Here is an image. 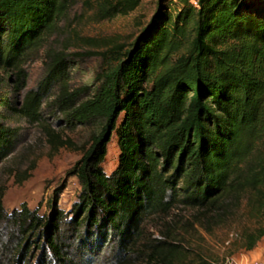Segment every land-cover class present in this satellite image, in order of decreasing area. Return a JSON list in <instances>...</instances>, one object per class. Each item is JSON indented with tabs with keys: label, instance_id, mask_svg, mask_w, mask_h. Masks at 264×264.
<instances>
[{
	"label": "trees",
	"instance_id": "obj_1",
	"mask_svg": "<svg viewBox=\"0 0 264 264\" xmlns=\"http://www.w3.org/2000/svg\"><path fill=\"white\" fill-rule=\"evenodd\" d=\"M177 1L178 11L166 4L127 47L92 52L105 66L86 100L67 87L66 57L50 51L42 85L11 106L28 121H40L47 84L54 83V104L68 123H101L70 170L80 186L76 202L69 212L54 208L44 223L45 246L58 264H82L85 237L114 244L111 264H132L138 256L145 264H205L184 262L169 230L163 239L140 243L144 218L176 203L223 210L225 197L246 188L258 196V223L244 232L242 247L251 250L264 236V153H258L264 142V15L248 10L247 0ZM135 6L128 1L105 16ZM66 7V0H0V73L8 74L13 90L25 87L24 59L41 47ZM0 104L10 106L2 97ZM44 128L50 143L69 144ZM10 135L0 126L4 154ZM112 139L117 162L107 173L101 163ZM12 214L20 225H42L25 204ZM3 215L0 203V222ZM67 232L79 237L73 251L63 241Z\"/></svg>",
	"mask_w": 264,
	"mask_h": 264
},
{
	"label": "rangeland",
	"instance_id": "obj_2",
	"mask_svg": "<svg viewBox=\"0 0 264 264\" xmlns=\"http://www.w3.org/2000/svg\"><path fill=\"white\" fill-rule=\"evenodd\" d=\"M128 1L133 0H66V10L45 35L41 47L30 52L22 63L27 75L25 87L13 90L8 74L0 73L3 78L0 97L10 103V106L0 104V126L13 131L9 152L4 154L0 150V203L4 214L0 222V264H58L49 257L45 246L44 223L54 208L69 212L76 202L80 186L70 170L101 128V123L95 121L68 123L54 104L59 92L54 83L47 84L40 121H28L14 113L11 106L18 107L27 90L42 85L50 51L66 57L67 87L70 91L78 90L80 101L86 100L98 85L96 73L105 66L101 57L92 52H103L114 45L127 47L166 4L172 12L181 8L177 0H134L137 6L127 13L105 16L106 10L120 9ZM247 3L248 10L264 15V0H247ZM44 124L69 144L50 143ZM117 153L116 141L112 139L107 143L101 163L105 172L116 166ZM258 153H264V142L258 145ZM257 198L253 190L246 188L237 195L225 197L223 210L208 211L176 203L164 214L144 218L140 243L163 239L164 232L169 230L168 239L180 245L184 262L202 259L205 264H237L248 254L242 247L244 232L254 229L258 223L253 210ZM23 204L30 211H36L42 225L30 228L16 222V215L12 213L21 210ZM85 239L82 264H111L116 259L112 242L103 245V242ZM63 241L73 251L79 237L67 232ZM132 262L146 263L139 256Z\"/></svg>",
	"mask_w": 264,
	"mask_h": 264
},
{
	"label": "crops",
	"instance_id": "obj_3",
	"mask_svg": "<svg viewBox=\"0 0 264 264\" xmlns=\"http://www.w3.org/2000/svg\"><path fill=\"white\" fill-rule=\"evenodd\" d=\"M247 258L237 264H251L255 260L264 259V236L257 242L255 247L247 251Z\"/></svg>",
	"mask_w": 264,
	"mask_h": 264
},
{
	"label": "built area",
	"instance_id": "obj_4",
	"mask_svg": "<svg viewBox=\"0 0 264 264\" xmlns=\"http://www.w3.org/2000/svg\"><path fill=\"white\" fill-rule=\"evenodd\" d=\"M251 264H264V259L255 260Z\"/></svg>",
	"mask_w": 264,
	"mask_h": 264
}]
</instances>
